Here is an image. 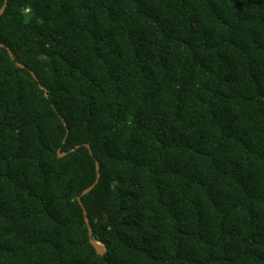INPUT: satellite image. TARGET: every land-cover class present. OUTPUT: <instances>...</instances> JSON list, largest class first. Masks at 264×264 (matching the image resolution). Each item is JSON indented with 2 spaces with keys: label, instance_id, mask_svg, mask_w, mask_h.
Returning a JSON list of instances; mask_svg holds the SVG:
<instances>
[{
  "label": "trees",
  "instance_id": "obj_1",
  "mask_svg": "<svg viewBox=\"0 0 264 264\" xmlns=\"http://www.w3.org/2000/svg\"><path fill=\"white\" fill-rule=\"evenodd\" d=\"M3 6L0 264H264V0Z\"/></svg>",
  "mask_w": 264,
  "mask_h": 264
},
{
  "label": "water",
  "instance_id": "obj_2",
  "mask_svg": "<svg viewBox=\"0 0 264 264\" xmlns=\"http://www.w3.org/2000/svg\"><path fill=\"white\" fill-rule=\"evenodd\" d=\"M5 2H6V0H5ZM3 9H4V6H3L2 8H0V14L2 13ZM1 45H3V44L1 43ZM6 48H7L8 52L10 53V56L13 57V55H12V53H11L9 47H6ZM17 64L20 65V66H24L21 62H17ZM31 73L33 74L32 71H31ZM33 75H34V74H33ZM34 76H35V75H34ZM40 86H41V88H43V89L45 90V87H44V86H42V85H40ZM64 124H65V121H64ZM85 145L88 147L89 152L92 154L93 152H92L91 147H90L87 143H85ZM77 146H78V145H77ZM58 154H59V155H62L63 152L59 151ZM95 164H96V169H97V172H96V180H95V182H96L97 179H98V176H99V173H98V162L95 161ZM95 182H94V183H95ZM94 183H93V184H94ZM93 184H91L90 186L84 188L83 191H82V194L85 193V192H87V191H89V190L91 189V187L93 186ZM78 201H79V203L82 205V202H81L80 196H78ZM84 218H85V222H86V224H87V228H88L89 241H90L91 244L94 246V248H95V250H96L97 253H99V254H103L104 252H106V247H105V245H103V243H101L99 240H96L95 238L92 237V229H91V226H90L89 220H88V218H87V215H86V213H85V210H84Z\"/></svg>",
  "mask_w": 264,
  "mask_h": 264
}]
</instances>
